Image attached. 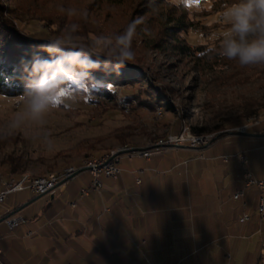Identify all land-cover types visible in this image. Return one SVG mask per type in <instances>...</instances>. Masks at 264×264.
Wrapping results in <instances>:
<instances>
[{"label":"rangeland","instance_id":"obj_1","mask_svg":"<svg viewBox=\"0 0 264 264\" xmlns=\"http://www.w3.org/2000/svg\"><path fill=\"white\" fill-rule=\"evenodd\" d=\"M229 2L0 0L4 16L46 31L39 40L45 42L58 35L84 46L99 42L98 47L109 56L119 50L116 38L135 22L132 62L143 67L139 76L131 77L136 79L114 83L109 93L92 90L89 100L71 103L63 97L72 87L61 89L58 107L45 117V127L25 121L22 130L0 139V181L25 173L58 176L92 155L120 151L124 146L151 151L182 145L201 148L229 130L256 124L248 113L264 110V65L241 67L214 52L227 30L222 14ZM61 6L75 10V14L61 13ZM84 11L86 19L82 18ZM73 24L77 25L75 31ZM203 50L209 51L201 54ZM25 108L22 95L0 93V129ZM45 131L54 141L51 151L39 139H32ZM181 133L189 137L180 143L166 142ZM191 136L206 138V142L194 146ZM29 193L26 189L19 195ZM16 214L10 218L26 221L25 216Z\"/></svg>","mask_w":264,"mask_h":264},{"label":"crops","instance_id":"obj_2","mask_svg":"<svg viewBox=\"0 0 264 264\" xmlns=\"http://www.w3.org/2000/svg\"><path fill=\"white\" fill-rule=\"evenodd\" d=\"M246 131L254 135L122 156L119 176L99 186L80 172L17 212L23 223L0 222V264H260L262 189L244 172L264 177V121ZM24 191L11 195L17 207L37 195Z\"/></svg>","mask_w":264,"mask_h":264},{"label":"clouds","instance_id":"obj_3","mask_svg":"<svg viewBox=\"0 0 264 264\" xmlns=\"http://www.w3.org/2000/svg\"><path fill=\"white\" fill-rule=\"evenodd\" d=\"M58 10L68 16L75 14V10L64 6ZM87 16V11H84L82 18L86 19ZM222 19L226 22L227 30L221 34L218 47L214 49L215 54L227 61L237 62L241 67L264 65V0H230L224 6ZM76 29L77 25L73 24L72 30ZM135 32L136 23L133 22L116 38L119 50L107 57L108 64L102 63L95 51L88 54L79 50L78 45L74 47L70 39L57 38L41 43L40 48L48 53V57L36 54L31 60L22 62L25 111L17 113L4 129H0V139L22 130L25 121L30 120L38 127H45V117L58 107V94L61 89L69 90L70 84L75 87L63 97L64 100L76 103L81 99H91V92L98 83L93 75L95 71L119 75L123 67L134 61ZM65 105L70 106L68 103ZM32 139H39L48 151L54 147L50 132L32 136Z\"/></svg>","mask_w":264,"mask_h":264},{"label":"trees","instance_id":"obj_4","mask_svg":"<svg viewBox=\"0 0 264 264\" xmlns=\"http://www.w3.org/2000/svg\"><path fill=\"white\" fill-rule=\"evenodd\" d=\"M146 1V0H141ZM145 3V2H144ZM153 7L150 6V8ZM46 31L44 29L34 30L32 28H28V26L24 22H20L10 18L8 16H4L0 12V93L4 95L10 96H19L22 95L25 84L22 79V62L29 61L36 54H39L41 57H48V53L43 51L40 48V44L44 41L39 40L42 35L45 34ZM184 33V32H183ZM182 33V34H183ZM185 35V34H184ZM72 36V34H70ZM39 38V39H38ZM68 40L64 39V37L55 35L51 37V40L55 39ZM39 41H38V40ZM71 40V39H70ZM73 46H79V50L85 51L88 54L95 51L97 53V57L101 60L102 63L108 64L107 57H111L107 55L100 47H97L95 44L91 43L89 46H84L80 43H77L73 40ZM213 49L211 47L209 50ZM65 51L68 50L67 47L64 48ZM207 50V51H209ZM207 51L200 52L201 54ZM115 61H112L114 63ZM143 67L135 62H129L127 66L123 67L120 71V74L117 75L115 72H105V71H95L93 73L96 81L98 82L96 86H94L93 91L109 93L112 90V85L116 82L127 81L128 79H136L131 78L139 76V73L142 72ZM137 74V76H135ZM74 84H70L69 88L74 87ZM146 101V100H144ZM261 108L252 110V113H248V118L257 116L261 117L264 114V110L260 111ZM82 164H78L79 166ZM22 175H17V178H20ZM6 188V186L3 184ZM4 188V189H5ZM24 191V190H22ZM20 191H16L10 193L4 201H0V218L6 215L7 213L14 210L19 204H16V201L10 200L11 195L14 193H18ZM11 202V203H10ZM8 203L10 204L8 206ZM25 220L27 218L25 217ZM7 221V220H6ZM259 263L262 264L264 253L259 251V254L256 253Z\"/></svg>","mask_w":264,"mask_h":264},{"label":"built area","instance_id":"obj_5","mask_svg":"<svg viewBox=\"0 0 264 264\" xmlns=\"http://www.w3.org/2000/svg\"><path fill=\"white\" fill-rule=\"evenodd\" d=\"M263 121H264V119L261 122H263ZM187 137H189V135H185V134L181 133L178 135H173V140L166 141V142L175 141L177 143H180L181 141L187 139ZM191 138L196 142L195 144H193L194 146L196 144L206 142V139L205 140L204 139H197L194 136H191ZM124 152H125L124 156L130 161L133 160L137 154H144L145 156H149L152 153V151L149 149H145V151H143V152H131V151H124ZM121 153L116 152V154H114V155L103 156L100 158V161L97 164H88L87 165L89 167V170H91L92 174L95 177L94 182H95L96 186H99L101 184L100 177L102 175H104L106 177H117V176H119V173L121 172V168L118 166V163L120 162V160L122 158L120 155ZM239 156H240V159L242 160V162L244 164H247L249 162V157L247 156V154L245 152H241L239 154ZM80 168H83V167H80ZM75 171H77V170L68 171V173H66L64 176H55L54 178H50V179L28 180L26 177L14 178L13 176L10 178H7V179H2V183L6 186V188L0 192V201H4L5 198L10 193H13L16 191H22V190H26V189H30V190L36 192L37 194H40V193L42 194V193H46V192H47V194H50V193L55 191V189L57 188V184L61 180H63L64 178H66L68 176L73 175L75 173ZM244 177H245V181L247 182V184H256L257 186H259L262 189V193L260 195V199H259V203H258V212L262 216V218H264V177H262V178L257 177L248 169H245ZM243 195H244V191L238 190L234 194V197L239 198ZM73 205H76V203H74ZM248 218H249V214L245 213L244 216L242 217V220L245 221ZM7 221L9 223H11V225H13V227H14V225L19 224L18 220H16V219L10 218V220L7 219ZM177 264H179V263H177ZM262 264H264V258H263Z\"/></svg>","mask_w":264,"mask_h":264},{"label":"bare ground","instance_id":"obj_6","mask_svg":"<svg viewBox=\"0 0 264 264\" xmlns=\"http://www.w3.org/2000/svg\"><path fill=\"white\" fill-rule=\"evenodd\" d=\"M251 119L254 121V123L259 124L264 119V116H262V117L254 116V117H251L250 120ZM248 126L249 125L244 124V125L240 126L238 129L246 131V129L248 128ZM194 137H196V136H194ZM196 138L197 139H206V138H203V137H196ZM171 140H173V135L170 136V138L167 141H171ZM130 147H132V146H124L120 150L127 149V148H130ZM118 151H113V152L107 153V154H105L103 156L114 155ZM127 151H131V152H143V151H145V149L127 150ZM103 156H99L98 157L96 155H92L89 158H87L84 162H82V164L80 166L79 165L78 166H72V167L68 168L64 173H62V174H60L58 176H64L66 173H68V171L78 170L80 167H85L88 164H97L100 161V158L103 157ZM13 177L14 178H17L16 176H13ZM23 177H26L28 180H38V179H50V178H54L55 176H48V175L34 176V175H31L30 173H25L20 178H23Z\"/></svg>","mask_w":264,"mask_h":264},{"label":"water","instance_id":"obj_7","mask_svg":"<svg viewBox=\"0 0 264 264\" xmlns=\"http://www.w3.org/2000/svg\"><path fill=\"white\" fill-rule=\"evenodd\" d=\"M228 133H239V134H252L254 135V133H251V132H248V131H244V130H229L227 131ZM256 135H264V133L262 134H256ZM139 149H146V148H140V147H130V148H127V149H122L120 151H118L117 153H121V152H124V151H127V150H139ZM85 170H89V167L88 166H85L83 168H80L78 169L77 171H75V173L71 176H68L66 178H64L63 180H61L58 184H57V187L66 183L68 180H70L71 178H73V176H76L77 174H79L80 172L82 171H85ZM46 193H40L38 195H36L34 198L26 201L25 203L21 204L19 207H17L16 209L12 210L11 212L7 213L6 215H4L3 217L0 218V222L2 221H5L7 219H9L10 217H12L14 214H16L17 212H19L20 210H22L23 208H25L26 206H28L29 204H31L32 202H34L35 200L39 199L40 197L44 196ZM52 196H54L53 192H52Z\"/></svg>","mask_w":264,"mask_h":264},{"label":"snow or ice","instance_id":"obj_8","mask_svg":"<svg viewBox=\"0 0 264 264\" xmlns=\"http://www.w3.org/2000/svg\"><path fill=\"white\" fill-rule=\"evenodd\" d=\"M196 2L198 3V2H199V0H196Z\"/></svg>","mask_w":264,"mask_h":264}]
</instances>
